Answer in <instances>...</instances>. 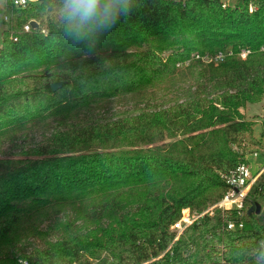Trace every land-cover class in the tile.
<instances>
[{
  "label": "trees",
  "instance_id": "obj_1",
  "mask_svg": "<svg viewBox=\"0 0 264 264\" xmlns=\"http://www.w3.org/2000/svg\"><path fill=\"white\" fill-rule=\"evenodd\" d=\"M36 3L12 9L11 34L3 32L0 140L49 120L71 122L104 99L154 95L178 73L195 83L168 107L73 124L1 158L0 248L36 212L100 200L80 226L61 223L67 236L20 256L32 264H257L264 211H248L260 205L264 184L251 189L241 218L216 211L178 240L171 227L184 209L202 213L218 202L222 175L248 163L234 148L252 132L244 109L264 95V0H136L91 48L66 37L63 0ZM32 20L39 28L24 32ZM219 53L220 63L202 59ZM56 83L63 85L53 92ZM136 195L127 210L125 196ZM229 220L244 227L227 230ZM14 255L0 264H18Z\"/></svg>",
  "mask_w": 264,
  "mask_h": 264
},
{
  "label": "rangeland",
  "instance_id": "obj_2",
  "mask_svg": "<svg viewBox=\"0 0 264 264\" xmlns=\"http://www.w3.org/2000/svg\"><path fill=\"white\" fill-rule=\"evenodd\" d=\"M12 0H0V18L4 16L11 17ZM38 0H30V4H37ZM227 6H235L241 0H222ZM9 30V24L0 22V46L3 38V32ZM10 33V31H8ZM11 34V33H10ZM195 81L185 72L178 73L167 85H161L154 91V95L149 94H129L119 96L112 100H101L94 103L89 109L81 111L77 118L71 122L49 120L46 123H40L28 127L26 130L13 136L4 137L0 140V159L16 158L22 148H31L48 142L51 135L64 130L73 124H91L99 122H109L122 117L136 115L144 110H150L159 107H168L175 101L183 98L189 90L194 88ZM245 118L253 123L252 132L244 136L241 146L234 149L239 151L247 162H249L252 173L257 174L264 167V95L260 100L253 104H248L244 109ZM257 154V156H256ZM264 184V176L259 178L257 185ZM137 195L125 196V208L131 210L136 204ZM261 211H264V198L258 200ZM97 201L78 202L75 205H66L62 209H45L32 214L19 228L17 236L10 242L7 248H0V258L15 254L18 258L21 253L27 254L35 250L47 247L50 243L61 239L67 234L63 233L61 223L67 221H76L79 226L83 221H87L86 215L95 211L98 206ZM260 211V213H261ZM91 228V224H87ZM105 255H103L104 257ZM154 261V260H153Z\"/></svg>",
  "mask_w": 264,
  "mask_h": 264
},
{
  "label": "built area",
  "instance_id": "obj_3",
  "mask_svg": "<svg viewBox=\"0 0 264 264\" xmlns=\"http://www.w3.org/2000/svg\"><path fill=\"white\" fill-rule=\"evenodd\" d=\"M30 0H12L11 7L12 9H25L30 5ZM168 1V0H167ZM253 1V0H252ZM225 7V5H224ZM250 12H254L256 10V6L254 2L249 4ZM12 21V14L11 17L4 16L3 19L0 18V22L10 24ZM29 21L23 27L24 32H29L33 29L30 25ZM43 33H46L43 30ZM14 41L17 40L15 36L12 35ZM264 52V47L261 49ZM249 50H243L240 53L242 59H246L248 55H250ZM232 55V53H229ZM199 59L200 56H197ZM224 54H216L213 57L210 55H205L202 59L205 62H215L220 63L224 60ZM257 156V154H256ZM264 173V167L260 169L257 174L252 173L251 166L248 163L240 164L235 170L230 172L229 174L222 175L224 182L227 185V190L220 198L218 202L213 204L212 206L208 207L202 213H192L190 209H184L182 211L181 218L171 227V232L175 234V240H178L180 236L184 233V231L192 226L193 224L199 222L202 218L209 215L212 216L216 211H220L223 214L228 215L232 211L237 212L238 216L241 218L243 216L245 202L249 197L250 191L253 187H255L261 178L262 174ZM244 227V223L240 221H232L229 220L227 222V230H235L237 228L242 229ZM18 264H32L28 259L20 258L18 259Z\"/></svg>",
  "mask_w": 264,
  "mask_h": 264
},
{
  "label": "clouds",
  "instance_id": "obj_4",
  "mask_svg": "<svg viewBox=\"0 0 264 264\" xmlns=\"http://www.w3.org/2000/svg\"><path fill=\"white\" fill-rule=\"evenodd\" d=\"M136 7V0H63L60 11L65 35L73 44L87 42L90 48L95 47L99 34L110 32L121 17L127 18ZM257 264H264V241Z\"/></svg>",
  "mask_w": 264,
  "mask_h": 264
},
{
  "label": "water",
  "instance_id": "obj_5",
  "mask_svg": "<svg viewBox=\"0 0 264 264\" xmlns=\"http://www.w3.org/2000/svg\"><path fill=\"white\" fill-rule=\"evenodd\" d=\"M0 12H2V10L0 9ZM30 25L33 29H38L39 28V24L38 22L32 20L30 22ZM62 83H56V84H52L51 85V89L53 92H56L57 90H59L61 87H62ZM260 211H261V206L259 204H257V207H256V210L254 207H251L248 211V214H252L253 212H256L257 214H260Z\"/></svg>",
  "mask_w": 264,
  "mask_h": 264
}]
</instances>
